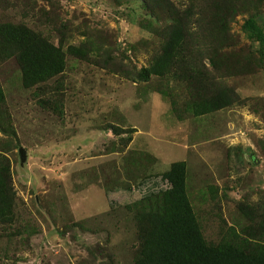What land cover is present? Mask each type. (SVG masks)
<instances>
[{
  "label": "rangeland",
  "instance_id": "rangeland-1",
  "mask_svg": "<svg viewBox=\"0 0 264 264\" xmlns=\"http://www.w3.org/2000/svg\"><path fill=\"white\" fill-rule=\"evenodd\" d=\"M181 18L184 59L144 80ZM6 22L60 46L65 67L27 88L0 47L14 199L0 264H135L139 181L175 161L208 243H264V0H0ZM218 92L233 103L193 114Z\"/></svg>",
  "mask_w": 264,
  "mask_h": 264
},
{
  "label": "trees",
  "instance_id": "trees-1",
  "mask_svg": "<svg viewBox=\"0 0 264 264\" xmlns=\"http://www.w3.org/2000/svg\"><path fill=\"white\" fill-rule=\"evenodd\" d=\"M187 32L182 18L172 22L161 54L142 71L144 80L165 75L175 62L184 59L189 48ZM0 47L15 51L24 87L42 83L64 70L61 47L26 25L0 23ZM69 49L74 54H83L79 48ZM2 97L0 88V101ZM232 103L233 99L218 92L199 97L190 104V109L199 116ZM185 178V161H175L165 172L145 175L139 181L143 193L136 216L140 249L135 264H264V243L242 238L218 244L205 240L186 194ZM13 206L8 167L0 160V219L11 220Z\"/></svg>",
  "mask_w": 264,
  "mask_h": 264
},
{
  "label": "water",
  "instance_id": "water-1",
  "mask_svg": "<svg viewBox=\"0 0 264 264\" xmlns=\"http://www.w3.org/2000/svg\"><path fill=\"white\" fill-rule=\"evenodd\" d=\"M19 152L21 155V160H25V152H24V149L22 147L19 148Z\"/></svg>",
  "mask_w": 264,
  "mask_h": 264
}]
</instances>
